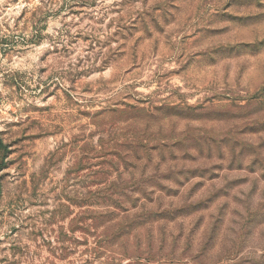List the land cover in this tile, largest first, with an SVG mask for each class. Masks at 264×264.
<instances>
[{
    "label": "rangeland",
    "instance_id": "obj_1",
    "mask_svg": "<svg viewBox=\"0 0 264 264\" xmlns=\"http://www.w3.org/2000/svg\"><path fill=\"white\" fill-rule=\"evenodd\" d=\"M0 264H264V0H0Z\"/></svg>",
    "mask_w": 264,
    "mask_h": 264
},
{
    "label": "trees",
    "instance_id": "obj_2",
    "mask_svg": "<svg viewBox=\"0 0 264 264\" xmlns=\"http://www.w3.org/2000/svg\"><path fill=\"white\" fill-rule=\"evenodd\" d=\"M8 146L5 144L4 140L0 137V170L4 166V160L7 156Z\"/></svg>",
    "mask_w": 264,
    "mask_h": 264
}]
</instances>
